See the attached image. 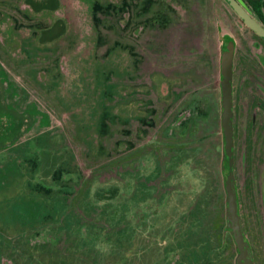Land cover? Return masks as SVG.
<instances>
[{"label":"rangeland","instance_id":"1","mask_svg":"<svg viewBox=\"0 0 264 264\" xmlns=\"http://www.w3.org/2000/svg\"><path fill=\"white\" fill-rule=\"evenodd\" d=\"M33 1L41 5H55L56 2V0ZM61 1L64 7L60 13L56 12L57 18L63 16L69 25L66 32L52 42L38 43V38L30 32L32 29H29L26 38L20 32L19 35L15 34L12 28L0 29L1 36L8 38L6 41H11L15 37L20 39L15 46L10 45V42L0 45V64L10 74L17 76L18 78H15L23 87L19 94L24 93L26 101L17 102V105L21 104L20 108H24L27 101H34V104L30 105L32 106L30 111L36 114L48 113L52 125V128H43L50 125L49 119L43 117L42 127L29 129L28 134L33 133V139L16 147L12 144L15 139L11 140L9 136L5 147L0 149V264H131L130 234L133 230L134 215L139 211L147 214L158 195H155V187L149 188L150 185L145 182L152 176H142V180H139L142 184L137 186L138 180L131 176L135 174L129 167L128 156L113 161L127 149L126 142L120 139L126 138L125 133H128L130 126L113 122L110 124L113 137L98 138L93 130V121H87L91 109L109 106L106 101L110 103L113 101V90L116 92L115 100L120 99L118 105L126 101L123 95L128 89L121 88L131 84L127 77L131 74L130 70L134 69L129 55L123 48L118 47L112 55L103 59L96 55L102 56L117 43L130 49L133 47V51L141 56V60L138 61V71L136 70L138 86L131 90H136V93L140 90L142 94L144 87L139 82H147L146 76H150L152 83H157L159 80L157 76L166 65L178 64L181 69H196L201 81L197 80L199 83L197 85L194 83L193 86H198L202 93H207L214 99L216 96L214 66L218 64L219 55L216 27L214 23L210 27L206 20L209 15L204 0H183L188 10L196 11V14L194 13L196 20L191 18L186 21V25H183L184 21L179 14L181 10L177 7L180 5L178 0H150L149 5L148 0H123L124 11L114 12L113 8H109L105 10L103 16L99 11L95 12V19L103 21L104 26H100L101 40L93 50V39H83L94 34L90 16L85 11L92 0ZM211 1L220 11L227 9L230 12L223 0ZM14 4L15 0H0V16L2 13L5 16L3 11H6L16 19L17 24L29 23L30 21L22 16ZM145 7L147 12L138 13L140 8ZM161 16H164V19H161ZM231 16L232 25L240 33L242 30L236 28V16L233 13ZM211 17L213 18V13ZM43 18L49 22L55 21L50 12H46ZM125 18L128 21L126 25L122 23ZM144 18H149L146 25L138 24ZM158 21L168 24L160 28L156 25ZM2 22L5 21H1L0 17V23ZM193 24L194 34L191 33ZM61 31V27L56 25L50 34L55 35ZM71 32L77 33L78 36L75 46L70 37ZM71 47H74V50H71ZM70 53L76 57L67 56ZM63 54L66 56L61 60ZM87 55L89 56L86 57ZM78 56L85 57L83 66L87 67H84L83 76L79 75L76 82L83 91L81 98L71 105L65 97L67 77L61 74L62 76L57 75L54 79L52 70L54 65L60 64L63 72L75 79L82 65ZM55 58L58 60L54 62ZM180 75L184 79L188 76L186 72H181ZM191 85L190 83L187 87L191 88ZM186 89L185 87L184 91ZM126 96L138 103L142 100L139 97H144L139 95L135 99L130 93ZM147 98L152 100L155 110L152 115L154 129L161 124L164 114L161 112V103L153 92H150ZM142 106L139 107L145 108ZM139 114L140 112L137 116ZM5 120L9 121V114L4 110L0 112V124L3 125ZM45 129L47 130L44 131ZM105 132L108 134L111 131L105 129ZM200 135L201 144L211 151L212 144L220 143L219 122L209 127L201 125ZM153 145L160 144L154 142ZM51 150L60 153L67 151L69 157L58 159L54 169L51 167L43 169L44 173L49 175L52 173L50 179L41 176L38 163L40 154L49 155L48 152H52ZM219 161L220 153L213 154L212 163L217 175L216 211L218 208L222 209L224 197L219 176ZM83 175L92 176L88 181L89 185L97 180L122 182L116 186L118 192L113 198L105 200L103 204L90 202L86 204L83 203V195L87 194V189L81 195V191H78L80 183L84 180ZM239 176L243 177L241 173ZM136 187H140V192L135 194L133 192ZM171 188L179 192L187 191L188 187L185 182L177 181ZM169 194L164 198H168ZM256 211L252 213L259 212L258 206ZM184 214L186 215L185 212ZM256 224L257 220L254 222V225ZM175 225L176 223H172L170 229ZM82 226L85 229H81ZM262 228L260 212V231ZM202 234L200 230L194 232L189 230L184 242L169 244L164 257L169 259L174 257L176 248L200 244ZM256 235H253L255 247L259 245ZM227 246L228 250L225 249V253L215 264H222L228 260L226 252L228 254L232 247L229 243ZM196 250H193L191 259L197 260L199 256L201 257L199 250ZM260 253L264 257L261 233ZM132 264L145 262L138 260L132 261ZM155 264L166 262L162 263L161 260Z\"/></svg>","mask_w":264,"mask_h":264},{"label":"flooded vegetation","instance_id":"2","mask_svg":"<svg viewBox=\"0 0 264 264\" xmlns=\"http://www.w3.org/2000/svg\"><path fill=\"white\" fill-rule=\"evenodd\" d=\"M178 1L180 5L178 4L177 7L181 10L178 13L184 21L182 22L183 25H186V21L191 18L196 20L194 18L196 11L188 10L183 0ZM223 1L230 12L237 18V22H235L236 28L242 31L238 33L235 30L232 25L231 13L227 9L220 11L211 0H204L206 12L209 15L206 17V20L210 27L213 23L215 24L218 40V64L216 62L217 65L214 66L218 67V70L216 68L214 70V74L216 75L214 80L216 84L214 87L216 96H214V99L207 93H202L200 88L196 86L199 83L197 80L201 81V76L197 74L196 69H181L178 67V64H173V66L169 64L166 65L167 68L161 69L160 75L157 76L159 78L157 83H152L151 77L146 76L148 78L147 82H139L144 87V94L140 93V90H137L136 93V90L133 91L131 89L138 86L136 73L141 56H138L133 51V47L130 49L117 43L113 47L125 49V52L129 55L131 64L134 66V69L130 70L131 74L127 77L131 81V84L121 88V90L128 89V92L123 95L125 97L124 100H126L123 104H126L124 107L123 104L118 105L120 99L115 100L116 92L113 90L112 97L114 103L113 101L110 103L107 100L106 103L109 106L104 105L103 107L95 108L96 112L94 116H91L92 111L88 113L87 121H93V130L98 135V138L107 137V139H111L113 132L110 124L113 122L128 124L130 126L128 133H125L126 138L120 139L126 142L127 149L119 155L120 157L113 159V161H118L128 156L129 167L133 174H135L131 176L136 177L138 180L137 186L142 184L139 182V180H142V176H152L151 179H146L145 182L150 185L149 188L155 187V195H158L157 198L155 197L156 202L152 205V208L149 207V211H147L148 216L141 211L134 215L133 230L130 234L132 239L129 251V254L131 253V256H129L131 264L132 261L137 262L138 260L145 262V264H155L161 260L162 263L165 261L166 264H194L196 259H191V254L193 250L197 251L196 249L199 250L201 255L196 260V264H215L217 260L221 259L223 253H225V249L229 248L227 243L231 245L232 250L228 254L226 252L228 260L222 264H235L237 251L234 239L226 227V196L221 173L223 145L220 58L224 46L228 45H232L233 48V173L238 193L239 212L243 231L250 242L254 264H264V257L260 253V233L264 242V35L259 34L248 26L228 0ZM59 2L60 6L58 7L57 0L55 5L35 4L33 0H15L14 6L30 22L26 25L23 23L17 24L14 17L3 11L5 12V16L2 13L0 17L1 21L5 22L0 23V29L4 30L6 27H9L15 31V34L20 32L24 37L28 35L29 29H32L30 32L38 38V43L52 42L55 38L64 34L69 25L63 16L62 18H57L56 12L60 13L64 7L62 1L59 0ZM149 2L150 0H148V5ZM237 2L264 29V0H237ZM91 4L93 16L90 15L89 7L85 8L84 6V8L90 16L91 26H95L98 31V40L96 43L94 41L93 46V50H95L101 40L100 26H104L103 21L95 19V12L99 11L103 16L105 10L109 8H113L114 12H121L125 9L123 8V0H92ZM59 8L61 9L59 10ZM46 12H50L55 17V21L49 22L48 19L43 18ZM143 12H147L146 7L140 8L138 11V13ZM212 13L213 18L211 17ZM148 19L144 18L138 24L141 23L144 26ZM161 19H164V16H161ZM122 23L125 25L128 23L126 18L122 20ZM167 24V22L158 21L156 25L164 28ZM56 25H59L62 31L51 35L50 31ZM191 27H193L191 33L194 34L195 25L193 24ZM188 30L190 29L188 28ZM71 34L70 37L75 46L78 36L75 32H71ZM7 39L1 36L0 33V45L10 42V45L15 46L16 42L20 40L16 37L11 41H6ZM71 50H74V47H71ZM104 55L105 53L102 56L98 54L96 56L103 59ZM64 56L66 54L61 56V60ZM67 56L71 57L73 55L70 53ZM79 59L82 65L75 79L65 74L60 64L54 65V69L52 70L54 79L57 78V75L61 74L67 77L68 84L65 97L71 105H74L76 100L81 98V93L83 92L76 82L79 75L82 74L81 76H83L84 67L87 66H83L85 57H79ZM57 60L58 58H55L54 62ZM212 64H214L213 61ZM181 72H186L188 76L185 79L182 78ZM15 77L18 78L10 74L0 64V112L5 110L9 114V121L5 120L3 125L0 124V149L5 147L9 136H11V140L15 139L12 141V144H15L16 147L33 139L34 134H28L29 129L42 127L41 121L43 117L49 119V123L51 122L48 113L40 112V114H36L30 111L32 107L30 105L34 104V101H27L24 108H20L21 104L17 105V102L21 101L23 103L26 100L24 93L19 94L23 87ZM190 83L192 84L191 88L187 87ZM194 83H196L195 86H193ZM185 87L187 91H184ZM150 92H153L155 98L161 103V112L164 114L161 124L154 129H152L153 124H155L152 115L155 113V110L153 109L152 100L147 98ZM99 93H102V91H99ZM129 93L135 99L139 95L144 97H139L142 100L138 103L126 96ZM140 105L145 106V108H140ZM40 108L43 109L42 107ZM75 108L76 106L73 107V109ZM138 112L140 114L137 116ZM129 116L134 117L131 118ZM215 122H219L220 143L212 144L210 151V149L207 150L201 144L202 136L200 135V128L201 125L205 124L209 127V125L211 126ZM13 125L15 126L13 127ZM12 127L13 129H11ZM47 127L52 128L51 123L43 128ZM105 129L111 132L107 134ZM213 136H215V132ZM154 142L160 145H153ZM51 151L48 152L49 155L40 154V163H38L41 176L45 178L50 177V179L52 178V173L51 175L46 172L44 173L43 169L49 167L54 169L58 159L69 157L67 151H62V153ZM218 153H220L219 176L224 197L222 209L218 208V211H216L217 175L212 158L213 154ZM239 173L243 177L239 176ZM83 177L84 180L80 183L78 191H81V195L87 189V194L83 195V203L86 204H89V202L91 204H103L105 200L113 198L118 192L116 186L122 182L117 180L105 182L97 180L89 185L90 182L88 181L92 176L83 175ZM177 181L185 182L188 187L187 191L177 192L171 188V185ZM143 187L145 186L143 185ZM138 192H140V187H136L133 193L136 194ZM168 193H170L169 197L164 198ZM256 206H258L259 212L253 214L252 211L257 212ZM184 212L186 215H183ZM260 212L263 221L261 231ZM255 220L258 223L256 225H254ZM172 223H176V225L170 229ZM81 229H85V227L82 226ZM189 230H192V232L200 230L203 233L202 240H200L201 243L184 246L180 249L176 248L174 257L171 259L169 257L165 258L164 253H166L169 244L175 245L177 242H184ZM253 235H256L258 238L259 245L257 247H255Z\"/></svg>","mask_w":264,"mask_h":264},{"label":"water","instance_id":"3","mask_svg":"<svg viewBox=\"0 0 264 264\" xmlns=\"http://www.w3.org/2000/svg\"><path fill=\"white\" fill-rule=\"evenodd\" d=\"M240 18L259 34L264 29L238 4L237 0H228ZM232 45L224 46L220 58L221 91V130L223 159L221 173L225 190L226 227L230 231L236 246L235 264H254L251 246L241 223L239 200L233 173V127H232Z\"/></svg>","mask_w":264,"mask_h":264},{"label":"trees","instance_id":"4","mask_svg":"<svg viewBox=\"0 0 264 264\" xmlns=\"http://www.w3.org/2000/svg\"><path fill=\"white\" fill-rule=\"evenodd\" d=\"M58 1V7L60 6L59 4H60V2H59V0H57ZM92 5V4H91ZM91 5L89 6V9H90V12H91V16H93L92 15V9H91ZM94 25V24H93ZM92 29H93V31H94V34L92 35V36H85V37H83V39H93V46H94V41H95V43H96V41L98 40V31H97V29H96V27L95 26H93L92 27ZM121 48V47H120ZM122 49V48H121ZM117 50V48L116 47H112V48H110L106 53H105V55H104V58H106L108 55H112L115 51ZM91 111H92V113H91V116H94V113L96 112V109H91ZM96 116V115H95Z\"/></svg>","mask_w":264,"mask_h":264}]
</instances>
